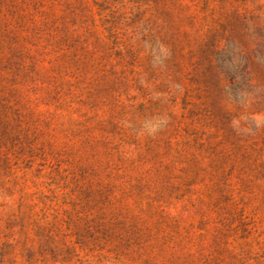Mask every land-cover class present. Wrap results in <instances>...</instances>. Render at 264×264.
I'll return each instance as SVG.
<instances>
[{
    "label": "rangeland",
    "instance_id": "rangeland-1",
    "mask_svg": "<svg viewBox=\"0 0 264 264\" xmlns=\"http://www.w3.org/2000/svg\"><path fill=\"white\" fill-rule=\"evenodd\" d=\"M0 264H264V0H0Z\"/></svg>",
    "mask_w": 264,
    "mask_h": 264
}]
</instances>
